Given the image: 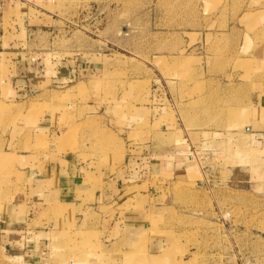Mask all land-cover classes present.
Wrapping results in <instances>:
<instances>
[{
	"label": "rangeland",
	"instance_id": "1",
	"mask_svg": "<svg viewBox=\"0 0 264 264\" xmlns=\"http://www.w3.org/2000/svg\"><path fill=\"white\" fill-rule=\"evenodd\" d=\"M87 61L97 66L93 72L49 85L48 102L71 123L55 138L56 151H72L78 138L92 140L91 133L80 136L93 130L92 121L73 124L87 106L114 104L116 116L139 106L154 108L151 125L142 124L130 136L135 140L142 131L143 142L131 146L145 150L146 139L161 140L164 149L180 152L181 176L173 181L167 174L151 175L149 184L170 183L166 199L187 210L199 197L182 173L187 177L193 165L227 169V175H216L227 189L211 193L217 202L213 216L219 211L229 230L242 219L248 259V233L264 237V201L247 190L248 172L264 155L251 136L254 129L264 130V0H0V220L7 205L16 203L19 221L31 231L26 239H33V231L40 238L34 237L40 243L35 252L14 257L4 249L0 228V264H147L144 246L126 245L120 232L92 229L87 215L80 224L67 219L66 207L23 199V177L11 154L13 132L36 124L47 105L42 89H32L26 100L14 98L13 77L28 71L49 76L56 68L75 72ZM49 145L38 138L31 150ZM144 162L129 160L132 182L143 179ZM235 170L242 175L241 188L235 186ZM171 221L184 229L162 254L163 264H223L225 255L200 250L205 242L218 251L225 240L230 245L229 237L212 229L214 237L201 243L198 230L187 233L186 219Z\"/></svg>",
	"mask_w": 264,
	"mask_h": 264
},
{
	"label": "crops",
	"instance_id": "2",
	"mask_svg": "<svg viewBox=\"0 0 264 264\" xmlns=\"http://www.w3.org/2000/svg\"><path fill=\"white\" fill-rule=\"evenodd\" d=\"M96 67L95 64L87 61L81 67L77 66L75 72L56 68L49 76L47 71L44 72V76H37L36 72L28 71L22 76L13 77L10 94L14 98L26 100L32 89L36 91L42 89L47 105L43 117L36 124L25 123L17 127L18 131L13 132L11 140V154L15 158L17 172L23 177L25 202L40 207L49 205L66 207V218L76 220L78 224L84 223V216L87 215L92 219V229H106L109 234L120 232L121 240L126 245L142 244L147 264L167 262L162 254L184 229L174 224L170 225L173 218L186 219L187 233H196L195 231L198 230L199 237L203 238L201 243L214 237L212 229H218L222 239L229 237L230 245L225 240L218 251L208 250L207 247L210 248V245L204 242L205 246L202 244L203 249L200 253L225 255L223 264H248L250 261L264 264V237L248 233L250 241L247 254L250 257L245 259V233L242 219H235V226L229 230V221L226 222L225 228L222 227L225 222L219 211L213 216L212 207L217 202L213 201L211 193L213 191L226 193L227 189L226 181L222 182L221 179L216 178V175H227V169L219 167L218 170V168L204 166L196 170L193 165L190 166L191 171L187 177L186 172L182 173L183 179L189 183L193 194L199 197L194 202H188L187 210L166 199V191L170 183L158 182L154 186L149 184L148 177L151 178V175L160 178L167 174L173 181L181 176L177 160L180 152L176 149H170V147L164 149L161 140L157 139L149 142L146 139V143H143L145 150L141 148L138 150L131 146L132 142H143L142 138L146 136L142 135V131L135 140L130 139V136L142 124L148 122L151 125V120L157 116L154 108L139 106L130 108L132 110L128 113L123 112L116 116L118 106L114 104L109 107L87 106L83 114L79 116L81 119H74L73 124L79 121H92L93 130L91 132L81 130L80 134L82 137V134L91 133L92 140L78 138L76 147L72 151L62 153L56 151L55 138L62 137L71 123L61 119V113L58 114L59 109H55L52 103L48 102L47 92H52L51 86L65 84L67 80L74 78L75 74L78 76L87 73V70L93 72ZM257 103L258 100L254 101L256 106ZM88 110L92 112L88 113ZM162 130L163 127H160L158 133L161 134ZM253 132L255 133L251 136L257 140V146L264 150V130L254 129ZM95 135L96 138H94ZM26 138L29 144L16 145V142H24ZM38 138L49 142L48 150H31L34 140ZM107 142L109 146L106 145ZM112 142L116 147L115 150L110 146ZM131 159L145 160L146 171L141 175L143 179L136 182H132L133 172L129 169ZM237 170H235V186L241 188L243 179ZM248 173L251 174V178L247 190L259 201H264V155L258 161V166L253 164ZM144 185L147 187L146 190H143ZM138 201L144 204H137ZM15 204L7 205L10 208H6V213L0 220L1 233L5 234L4 249L14 257L27 256L35 252V248L40 244L34 239L39 233L33 231L31 236L33 239H26V233L31 231H28L24 221H19V211L17 207H14ZM170 211L173 213L171 217L167 214ZM103 224H105L104 228H102ZM189 253H195V250L189 249Z\"/></svg>",
	"mask_w": 264,
	"mask_h": 264
}]
</instances>
